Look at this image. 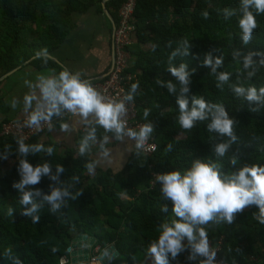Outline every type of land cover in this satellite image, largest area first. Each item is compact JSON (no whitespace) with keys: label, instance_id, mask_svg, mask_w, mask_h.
Here are the masks:
<instances>
[{"label":"trees","instance_id":"trees-1","mask_svg":"<svg viewBox=\"0 0 264 264\" xmlns=\"http://www.w3.org/2000/svg\"><path fill=\"white\" fill-rule=\"evenodd\" d=\"M105 0H0V78L12 70L23 66L36 57L37 53L47 54L56 49L70 34L74 24V13H86L97 6L102 12ZM126 0H108L105 5L117 25L119 10ZM239 0H137L136 34L134 44L127 48L130 53L128 73L138 76L133 83H139L134 97L138 118L155 126L151 140L157 145L153 155L146 156L134 150L125 168L118 172L103 171L95 167L89 174L85 165L94 162L90 153L80 156L78 150L67 149L58 153L55 145L51 157L44 153L28 156L34 166L43 161L53 166L61 164L65 168L64 179L72 183L73 193L82 192L75 201L56 214H50L48 206L41 209L40 221L33 224L31 218L20 214L18 190L12 185L20 177L17 172L15 155L16 138H0V152L5 145H11L14 155L8 160H0V264H11L3 258L7 250L18 256L22 264H60L68 256L72 238L85 233L96 238L94 247L105 250L115 245L120 256L111 264H136L135 257L141 252L145 264L151 259L145 256L150 242L158 235L160 223L170 221L172 204L164 201L159 184L153 188V173H166L173 170L183 172L194 159H213L210 136L206 122L198 123L190 132L180 128L175 97L156 84V80H173L167 72L168 57L182 39L192 45L190 55L177 58L175 66L186 63L188 70H195L191 76L189 99L192 95L203 97L211 103L224 105L229 116L237 123L234 126L239 138L228 155L237 154L235 168L226 156L222 161L224 171H235L244 165H264V108L258 112L249 111V105L237 98L228 85L223 90L216 87V79L210 69L202 66L205 54L223 55L222 71L233 75L230 83L236 82V72L241 65L232 60L234 50L264 51V14L257 15L258 27L250 44L243 45L238 28V16L225 20V8L238 9ZM207 11L205 19L202 12ZM172 41L169 48L168 42ZM153 45H156L153 50ZM41 59H35L31 64ZM132 83V84H133ZM264 87V68L246 82V86ZM131 86V85H130ZM127 87V92L130 89ZM150 110L147 119L144 111ZM98 137L104 135L98 130ZM83 135V134H82ZM27 144L39 143L37 137ZM171 145V151L166 148ZM78 177V182L72 181ZM51 183L47 177L35 187L48 193ZM166 205L167 212L162 208ZM15 210L13 216L8 209ZM258 208L247 207L236 215L231 225H210L208 239L213 245L220 244V256L228 264H264V225L255 219ZM186 244L187 241L185 240ZM53 249L55 251H53ZM188 251L180 254L178 264H199L187 259ZM170 264H177L171 261Z\"/></svg>","mask_w":264,"mask_h":264},{"label":"clouds","instance_id":"clouds-1","mask_svg":"<svg viewBox=\"0 0 264 264\" xmlns=\"http://www.w3.org/2000/svg\"><path fill=\"white\" fill-rule=\"evenodd\" d=\"M222 12L225 20L238 16V28L243 45L251 43L253 33L258 27L257 15L264 14V0H239L238 9L225 8ZM207 19L209 13L202 12ZM172 41L168 47H172ZM192 47L188 39H182L171 51L168 57L167 72L174 77L173 80H156V84L175 97L179 115L177 122L184 131H191L198 123L207 121L206 130L213 134L210 146L215 156L213 159L196 158L191 166L183 172L173 170L166 173L155 174V183L159 184L160 194L164 201L172 204V219L159 224L158 235L146 249L145 256L151 259V264H170L177 261L181 253L188 251L189 261L199 260V264H216L217 252L210 246L207 227L234 223L237 214L242 213L247 207L255 206L258 212L255 219L264 225V165H244L235 171H224L218 161L226 156L233 168L238 163L237 154L228 155L233 145H237L239 138L234 126L237 121L229 116L224 105L211 103L203 97L192 95L189 99L191 76L195 70L189 71L186 63L175 66L174 61L179 57H187ZM156 45H153L155 50ZM36 59H41L45 65L48 62L46 51L37 53ZM232 60L241 65L236 72V82L230 83L231 72L222 71L224 67L223 55L214 56L212 52L205 54L202 66L210 69L209 74L216 79V87L220 90L228 85L237 98H242L249 105V111L258 112L264 108V87L257 89L247 85L259 71L264 68V51L234 50ZM29 91L23 96L22 110L25 114L24 126L40 129L43 125L52 128L54 118H63L66 114L73 117L84 128V134L78 145V154L85 156L90 153L93 145H99L102 155L110 157V149L106 147L108 141L122 142L125 138L134 141L132 147L136 155L144 150L146 143L151 138L155 126L152 122L145 123L138 130L127 124V105L134 101L139 90V83H133L122 99H109L103 95L91 81L82 78L79 71L70 72L67 69L57 72L49 69L46 73H39L34 81L25 80ZM20 101L14 99L11 107L15 109ZM150 110L143 113L147 119ZM98 130H103L104 135L98 137ZM61 131L72 133L74 128L69 123L61 124ZM15 155L17 172L20 177L12 187L18 190L19 204L22 207L21 215L31 218L33 224L40 221V211L48 206L50 214H56L68 206L69 200L75 201L82 192L73 193L72 183L61 179L65 168L57 164L53 166L43 161L37 165L29 162L28 156H37L44 153L51 157L54 148L45 147L43 144H27L23 138H17ZM168 145L166 150L171 151ZM11 145H5L0 152V160L12 157ZM89 174L95 170L96 164L89 162L85 165ZM47 177L51 183L48 193H44L38 185L42 178ZM78 182V177H72ZM167 212L166 205L162 208ZM15 210L8 209V215L13 216ZM187 241L185 244L184 241ZM53 251H55L53 249ZM3 258L11 264H22L18 256H13L11 250L3 254Z\"/></svg>","mask_w":264,"mask_h":264},{"label":"crops","instance_id":"crops-1","mask_svg":"<svg viewBox=\"0 0 264 264\" xmlns=\"http://www.w3.org/2000/svg\"><path fill=\"white\" fill-rule=\"evenodd\" d=\"M72 20L74 27L70 34L56 49L47 54V65L42 60L31 64L36 59L34 57L23 66L16 68L17 71L12 75L0 81V125L4 121H16L25 117L22 100L29 89L24 82L25 80L34 81L35 76L39 73H46L49 69H55L57 72L64 69L70 72L79 71L82 73V78L91 81L92 84L104 79L110 73L114 54L112 17L111 19L106 18L104 10L102 9L101 12L99 7L94 6L86 13H74ZM114 25L117 26L115 23ZM14 99L20 101L15 109L11 107ZM53 122L54 128L37 138L39 143L55 145L58 153H63L67 149L78 150L84 128L68 114L60 119L54 118ZM62 123H69L74 131L70 134L61 131ZM132 145V140L128 138L122 142L110 139L106 145L110 149L109 158L102 155L98 144L94 145L95 151L92 158L96 168L112 172H118L125 168L134 151L133 147L128 151ZM94 254L95 247H92L91 257ZM143 255L141 252L136 255V264H145Z\"/></svg>","mask_w":264,"mask_h":264},{"label":"built area","instance_id":"built-area-1","mask_svg":"<svg viewBox=\"0 0 264 264\" xmlns=\"http://www.w3.org/2000/svg\"><path fill=\"white\" fill-rule=\"evenodd\" d=\"M136 8L137 0H126L121 6L119 10V22L117 26H115L113 32V67L104 79L93 82V86L109 99H122V97L127 93V87H129L138 78L137 75L128 73V69L130 67V53L127 50L129 46L134 44V37L137 30L135 17ZM127 107V124L129 127L138 130L139 127L145 123L140 121L138 118L137 106H135L134 102H131L127 105ZM25 118L26 117L16 121L8 120L2 122L0 125V138H23L25 142H29L33 138H38L54 128L53 121L51 129H49L47 125H43L40 129L27 128L24 126ZM132 143L134 145L135 142L132 141ZM134 150L136 151L135 148ZM156 150L157 145L149 139L141 153L146 156H151L156 152ZM154 178L155 173H153V180L151 182L152 188L157 184L155 183ZM210 246L217 252L216 264H228L220 256V251L222 249L221 245H213L210 242ZM101 250L102 249L100 247H95V254L91 257L90 262H98ZM62 258L66 259L65 256Z\"/></svg>","mask_w":264,"mask_h":264},{"label":"water","instance_id":"water-1","mask_svg":"<svg viewBox=\"0 0 264 264\" xmlns=\"http://www.w3.org/2000/svg\"><path fill=\"white\" fill-rule=\"evenodd\" d=\"M108 0H105L107 2ZM103 4L104 15L106 18L111 19V15L105 5ZM113 23V31L115 29L114 22ZM18 69V68H17ZM17 69L5 74L0 78V81L12 75ZM96 238L93 236H89L85 233L76 234L72 240L71 244L68 248V256L65 258H61L60 263L62 264H111L114 260H116L120 253L115 248V245H110L108 248L102 251L99 256L98 262H90L91 259V248L95 246ZM67 260V263H66Z\"/></svg>","mask_w":264,"mask_h":264},{"label":"rangeland","instance_id":"rangeland-1","mask_svg":"<svg viewBox=\"0 0 264 264\" xmlns=\"http://www.w3.org/2000/svg\"><path fill=\"white\" fill-rule=\"evenodd\" d=\"M102 253V252H101Z\"/></svg>","mask_w":264,"mask_h":264}]
</instances>
